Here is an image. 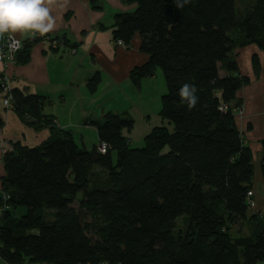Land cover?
Segmentation results:
<instances>
[{"label": "trees", "instance_id": "trees-1", "mask_svg": "<svg viewBox=\"0 0 264 264\" xmlns=\"http://www.w3.org/2000/svg\"><path fill=\"white\" fill-rule=\"evenodd\" d=\"M124 2L135 7L114 15L113 38L125 45L140 38L148 58L130 71L135 86L162 70L159 114L172 130L155 127L144 146L132 148L124 130L133 119L108 111L101 121H87L99 143H107L105 151L81 148L70 131L54 127L39 146L13 142L3 156L1 191L8 199L0 198V256L8 264H259L264 207L249 205L253 153L235 121L242 106L237 91L249 78L239 74L232 54L249 44L264 52V0L244 11L236 0ZM39 39L22 42L15 63H26ZM100 82L97 71L90 92ZM184 84L196 89L192 107L179 95ZM12 93L14 111L40 124L47 98ZM261 145L264 187V136ZM97 166L106 172L104 185L95 181ZM19 207L26 213L17 216ZM180 217L187 220L183 232L176 231ZM241 223L252 224L254 233L234 235L232 226Z\"/></svg>", "mask_w": 264, "mask_h": 264}, {"label": "crops", "instance_id": "crops-1", "mask_svg": "<svg viewBox=\"0 0 264 264\" xmlns=\"http://www.w3.org/2000/svg\"><path fill=\"white\" fill-rule=\"evenodd\" d=\"M42 4L49 10L53 27L40 32L39 41L31 47L29 60L9 65L0 61V72L5 71L13 89L45 96L48 100L41 110V123L35 125L32 123L34 118H23L6 108L4 94L0 91V198L1 178L5 174L3 156L13 142L39 146L50 138L54 127V131H70L78 146L77 141L86 145L87 129L96 131L87 123V116L101 121L108 111L127 112L118 110L127 90L123 85L131 81L130 71L148 58L140 51L138 35L129 45L116 42L112 35L114 15L132 11L135 4L124 0H42ZM7 32L22 42L35 37L27 30ZM232 56L238 64L239 74L249 78V82L237 91L242 106L235 113V121L245 145L253 153V160L258 161L264 136V52L256 44H249L235 49ZM97 71L101 82L92 94L87 83ZM221 74L226 72L222 70ZM127 88L131 86L127 85ZM103 91H106L105 95ZM87 102L90 105L87 106ZM47 120H52L53 126L46 125ZM77 131L83 132L78 139ZM96 142L99 145L98 135ZM258 177L261 180L260 174ZM258 194L259 197L254 198L255 207L262 211L264 191ZM0 264L8 263L0 256ZM23 264L36 263L27 261Z\"/></svg>", "mask_w": 264, "mask_h": 264}, {"label": "rangeland", "instance_id": "rangeland-1", "mask_svg": "<svg viewBox=\"0 0 264 264\" xmlns=\"http://www.w3.org/2000/svg\"><path fill=\"white\" fill-rule=\"evenodd\" d=\"M254 0H236V7L239 11H244ZM131 86L130 89L127 88ZM88 87V86H87ZM123 87L125 90L123 94V105L118 108L120 111H127L130 118L133 119L132 128L127 131L124 130V134L129 139L130 147L140 148L144 146L145 137L148 135L155 127L166 126L169 130H172V124L168 123L166 119H163L159 112L162 106V96L166 93V83L162 70L158 67L153 76L146 77L142 79L140 86H135L132 81L125 82ZM89 89V88H88ZM108 91V90H107ZM90 92V90H89ZM106 91H103L105 95ZM95 93V92H90ZM90 103L87 102V106ZM87 120L94 119L91 116H87ZM76 139L81 131H77ZM87 142L86 145H83L81 141H77L79 146L84 149H91L96 145L97 132L95 129H87L86 134ZM116 151L112 152V159L116 162ZM254 162V193H251V198L259 197V191L264 190L262 180L259 179L260 171V160L257 161L255 158ZM99 173H95V181L99 182L101 185L105 184L106 176L105 171L100 167L95 169ZM106 173V172H105ZM255 200V199H254ZM27 209L21 207L17 211L16 215H22L26 213ZM187 220L185 217H180L177 220L176 231L183 232L187 227ZM232 233L234 235L244 234L249 235L254 233V227L249 223H241L232 226ZM259 264H264V260L260 261Z\"/></svg>", "mask_w": 264, "mask_h": 264}, {"label": "clouds", "instance_id": "clouds-1", "mask_svg": "<svg viewBox=\"0 0 264 264\" xmlns=\"http://www.w3.org/2000/svg\"><path fill=\"white\" fill-rule=\"evenodd\" d=\"M53 27L49 10L42 0H0V33L7 31L46 32ZM195 87L184 84L179 90L183 102L192 107L197 100Z\"/></svg>", "mask_w": 264, "mask_h": 264}, {"label": "built area", "instance_id": "built-area-1", "mask_svg": "<svg viewBox=\"0 0 264 264\" xmlns=\"http://www.w3.org/2000/svg\"><path fill=\"white\" fill-rule=\"evenodd\" d=\"M33 36L40 37V32H34L32 31ZM42 38V37H41ZM116 42L121 43L120 40H117ZM53 45H56V42H54ZM22 47V41L14 36L10 32H3L0 33V61L4 65H9L15 63L16 53L21 49ZM0 91L4 94L3 103L4 106L8 109L15 110L16 104L15 99L12 93V87L10 85V81L8 76L6 75L5 71L0 72ZM100 151H105L108 148V145L106 142L99 143L98 146ZM1 201L3 203L6 202L8 199V195L5 193H2ZM249 205L253 207L255 205L254 200H249ZM5 205H0V216L2 213V210L4 209ZM48 264V263H43ZM92 264V263H88Z\"/></svg>", "mask_w": 264, "mask_h": 264}]
</instances>
